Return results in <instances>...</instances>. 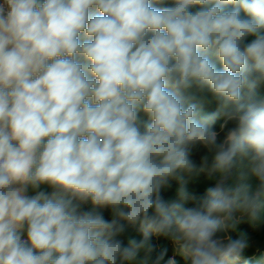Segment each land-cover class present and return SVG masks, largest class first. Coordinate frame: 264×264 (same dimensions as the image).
I'll use <instances>...</instances> for the list:
<instances>
[{
    "label": "clouds",
    "instance_id": "obj_1",
    "mask_svg": "<svg viewBox=\"0 0 264 264\" xmlns=\"http://www.w3.org/2000/svg\"><path fill=\"white\" fill-rule=\"evenodd\" d=\"M264 236V0H0V264H249Z\"/></svg>",
    "mask_w": 264,
    "mask_h": 264
},
{
    "label": "trees",
    "instance_id": "obj_2",
    "mask_svg": "<svg viewBox=\"0 0 264 264\" xmlns=\"http://www.w3.org/2000/svg\"><path fill=\"white\" fill-rule=\"evenodd\" d=\"M249 264H264V236H256L248 253Z\"/></svg>",
    "mask_w": 264,
    "mask_h": 264
}]
</instances>
